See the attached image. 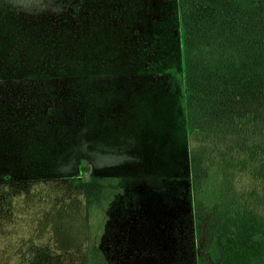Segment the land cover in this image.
I'll return each instance as SVG.
<instances>
[{
    "label": "trees",
    "instance_id": "trees-1",
    "mask_svg": "<svg viewBox=\"0 0 264 264\" xmlns=\"http://www.w3.org/2000/svg\"><path fill=\"white\" fill-rule=\"evenodd\" d=\"M145 100L171 107L183 167L202 157L223 172L210 207L192 171L176 163L184 175H165L109 152L133 138ZM166 146L142 163L163 161ZM42 165L58 173H26ZM40 182L75 202L65 239L111 250L118 264H170L141 251L164 247L175 264H264V0H0L1 218ZM14 231L17 256L51 250ZM2 246L0 264H12Z\"/></svg>",
    "mask_w": 264,
    "mask_h": 264
},
{
    "label": "rangeland",
    "instance_id": "rangeland-1",
    "mask_svg": "<svg viewBox=\"0 0 264 264\" xmlns=\"http://www.w3.org/2000/svg\"><path fill=\"white\" fill-rule=\"evenodd\" d=\"M166 103L167 102H163L162 105H159L152 104L149 100L143 102L140 101V103L137 104L138 107L135 109V124L130 125L133 131V138H123L126 146H124L122 151H120L121 149L118 146L113 147L114 150L110 151V148L108 150L111 152V155L114 152L119 151V157L122 154L126 156L131 152H134L139 156L138 158L133 159L134 163H137L138 166L141 168L143 166L147 169L151 168L152 171L162 170L161 173L163 172L165 175H184L183 170L188 171V174L191 175L192 171L193 175L191 176H194L192 184L195 179L197 180L196 184L193 185L194 188L196 186V200L200 201L199 204L208 208L221 198L222 190L226 186L224 174L218 167L213 166L202 157L195 159L190 165L187 162L184 167L182 166V162L185 160V154L184 151L179 148L181 135L180 132L175 131V124L173 121L170 118H167L166 113H169L168 108L171 107L166 106ZM164 142L169 144V147L166 146L165 152L168 156L165 155L163 161H155L153 166H145L142 163V160L144 159L140 156L144 155L145 158L152 161L158 154V147H162ZM117 148H119V150ZM45 155L46 153L44 150L43 153L36 154L35 158H41L44 160ZM29 156L31 155L29 154ZM15 157L23 158L20 154H17ZM165 160H167L168 164L166 167H164ZM22 163L25 165V162ZM176 163L179 164V167L184 169H176V167L173 169L172 167L175 166ZM43 165L48 166V163ZM43 165L37 172L33 171L31 167H28L26 173L32 175L33 178L40 175L58 173V171L56 169L53 170L51 166H49L50 168H44ZM165 172H169V174H166ZM103 174H111L110 169H103ZM28 189L29 193L33 195H28V197L26 196L27 194L19 193L22 195H14L12 200L7 204V206L11 205L12 209H14V213H11L10 218L3 219L0 216V247L3 248L2 245H7L6 258L8 259L12 257V264H22L25 260L27 261V264H118L117 258H114L111 255V250H90L89 241L87 242L83 237L76 236L72 240L65 239V237L72 238L71 234L74 231L71 232L69 229L77 226V220L73 219L71 223L69 222L71 220L70 216H72L69 214V212H71L69 209L73 208L75 202L70 200L68 202L67 200H65V202L63 200L60 202L62 199L60 198L62 196L60 190L63 189V187L60 186L59 183L51 184V182H40L33 184V188L29 187ZM3 204L4 203H0V210L3 207ZM168 206L170 207L169 204ZM168 206H165V210ZM174 209V206L172 208L170 207V210L174 211ZM50 213H52L54 218L46 221L44 218L50 216ZM16 216L19 219V224L15 223ZM16 225H18V232L24 229V233L27 234L29 230V234H27L29 236L26 241H28L30 245L36 244V249L38 247H43L42 249H45V246H49L51 250H33L32 255L29 256V258L28 256L26 258V255L21 257V251L20 255L17 256L19 250H13L14 245L16 244L14 239L16 240L17 238L15 236L16 231H14ZM63 234L68 235L62 236L61 238V235ZM83 235L82 232V236ZM50 237L57 240L59 246L68 245L71 242V246L75 247V249L55 250L54 242L51 243L47 239ZM164 249L141 251L155 253L158 260L165 258L163 254L166 252V255L168 254L170 256L168 258L170 259V264H175L173 258L176 250ZM141 260H143V262ZM139 261H141L142 264H149L150 260L143 257Z\"/></svg>",
    "mask_w": 264,
    "mask_h": 264
}]
</instances>
